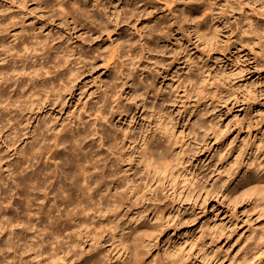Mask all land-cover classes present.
Wrapping results in <instances>:
<instances>
[{"label":"rangeland","instance_id":"rangeland-1","mask_svg":"<svg viewBox=\"0 0 264 264\" xmlns=\"http://www.w3.org/2000/svg\"><path fill=\"white\" fill-rule=\"evenodd\" d=\"M20 1L0 0V13L1 11L13 12L16 18L18 17L20 26L38 24V21L45 18L44 12L37 10L39 6L36 9L38 0H29L28 4L23 7L20 6ZM61 1H46L51 7V20H49V25L46 24L41 29L43 37L40 39L48 37L52 46L56 47L54 51L51 50L53 52L51 58L54 60L52 62L50 58L52 63H50L52 73L50 75L53 76V73L58 75L53 76L52 81L53 84L54 80L55 84L58 81L59 83L54 84L55 86L51 84V87L60 88L63 96L61 98L64 99L62 102L65 101V103L50 107V111L47 113L45 110L41 111L39 116L30 122L26 120V116L22 117L24 111L22 109L16 111V108L10 116L13 120L16 118L15 120L18 122L14 120L13 124H6L4 122L7 118H0V124L4 123L5 128L3 131L0 130V205L2 204L1 200H4L3 204L12 203L4 205V208L7 207L6 209H3V204L0 206V264H5V260L8 261L13 257L18 259L20 256L26 258L28 256L29 261L34 256H38L37 259H47L51 256L58 258L69 255L86 260L96 254L99 257H104L107 264H118V254L121 252V248L133 255L140 264H162V261L169 262L165 255L166 252L174 251L176 247L183 248L184 253L191 255L192 260L188 264H245V254L248 258L252 257L246 264H264V238L262 241L259 240L260 243L257 242L259 246L252 244L253 228L260 230L261 233L264 231L261 230L264 225V51L258 50L257 40H254L251 35L249 39L247 34L239 32L235 25V22L239 20L238 16L226 15L225 24L219 25L221 27L218 41L219 53H217L219 60L215 63L213 54L209 52L212 45L207 38L211 34L210 28L225 21L221 17V11L225 7L222 0H219L220 3L217 6H214L211 0H201L205 7H202L198 14L192 17L189 15V22L183 14V9L185 10L186 3L194 0H174L175 2L173 0H127L129 6L126 0L125 2L124 0H103L105 6L108 5L105 12L103 11L104 14L98 2L100 0H81L80 2L79 0H65V2L63 0V4ZM56 2L64 6H62V10L56 5ZM72 2L75 4L72 6H75L76 10L71 6ZM250 5L251 8L254 7L252 12L254 20L257 22L259 20L261 25L264 24V10L260 8L259 3H250ZM54 6H57L56 9ZM80 7L82 8L79 9ZM131 7L139 8L140 13L137 14L138 17L126 19L122 12L124 9L129 11ZM86 9L88 10L86 11ZM66 10L70 12L67 13ZM74 11H77L78 14ZM112 11L116 13L112 14ZM58 12H61V18ZM117 12L121 17L118 27L114 24L116 15L118 17ZM147 12L150 14L145 15ZM66 13L69 16L66 17ZM70 13L73 14L72 17L74 16L75 20L77 19L76 22L70 18ZM100 13L103 17H100L102 16ZM139 15L143 16L139 17ZM108 16L110 19H107ZM98 18L103 22L110 20V23L114 24L110 25L109 23L111 32L99 30ZM81 20L88 22L83 23ZM127 21L129 22L127 23ZM78 22L79 24H77ZM203 22L206 23V29L201 27ZM196 23L200 28L198 34L204 36L205 41L200 40L195 34L192 25L196 27ZM71 24L75 27H72ZM82 24L85 25L81 26ZM87 27L88 30H85ZM153 28L157 32L148 35L147 30ZM118 38L121 39L117 40ZM125 38L126 40H124ZM127 40L129 41L125 43ZM155 42L157 43L155 44ZM119 46L121 49H118ZM216 46L217 41H215ZM71 55L72 57H68ZM56 60L66 61L67 68L57 66L58 61ZM51 66L54 68V72ZM57 68L61 70H56ZM70 68L76 69L73 70L74 72H70ZM125 74H128L132 80L127 77L129 84L123 86ZM71 80L75 81L71 82ZM71 86H73L72 97L70 96L71 92L67 93L68 87ZM141 90H145L144 95L148 105L145 108H136L134 106L136 100L133 98L137 99L140 93H143ZM58 91L56 90L55 97L60 95ZM134 91L138 92L137 96ZM102 105L104 109L102 108L103 112L101 113H106L105 118L107 119L106 121L104 119L97 121L99 124L105 121V124L101 125H104V128L95 125L97 129L103 130V137H107L105 138L108 140L101 138L104 141L99 139L102 132L100 130L98 136H95L96 139L91 138L94 137L91 133L93 128L91 126L97 122V114L99 115L96 110L100 109L99 106ZM110 106L115 107L111 108ZM117 106L119 107L118 111L115 110ZM8 108L13 110V107ZM106 109L109 111L108 116ZM16 113L17 115H15ZM161 113L165 115L162 116ZM95 116L96 118H93ZM166 116L167 121L171 119L174 124V135L171 139L162 137V141H160V138L155 139L152 132L159 123H164ZM40 118L41 120L38 122ZM87 121L91 126L85 123ZM47 122H50V125ZM76 122H79L77 125L80 128ZM68 124L69 126L71 124L73 128L78 127V129H73L74 131L70 132L66 129ZM5 125H8V129ZM46 125L47 128H45ZM54 128L55 130L59 128L56 133ZM47 129L51 131L48 132ZM62 129L65 136L68 133L66 137L77 136L76 140H79H77L79 144L77 145L78 142L74 140L75 137L72 138L76 141V144L74 142L72 144L74 145L73 149L83 145V149L87 148L85 153L89 152L90 154H87L90 155V158L94 156L91 161H95L99 156V159L95 161H101V163H95L98 164L99 169L91 171H101V174L97 172L98 176L103 175L101 178L105 181L103 188L101 187L100 197L89 200L85 195L92 193L91 188H94L96 184L83 183V170L75 168V166L72 168L70 164V168L76 173L71 172L75 175L82 172L79 175L81 176L80 181L83 185L91 186H89L90 188L87 186V191L90 192L80 195V192L75 189L71 190L78 196L75 195L76 193L73 194L75 197L72 195L71 202H67L70 206H66L67 203L65 206L63 205V208L68 206L70 208L63 211L61 205V211L57 212L54 207L60 203V198H56L58 202L54 200L55 198L50 200L53 206V200L54 203L56 202L50 210L48 208L50 202L47 201V198H44L46 202H43L44 193H41L43 200L40 199L43 203L40 200L39 203L37 202L38 204L36 203L38 199L35 194L33 195L35 198L32 196L34 198L32 201L30 192L35 193V191L32 188L33 182L30 180L33 177L31 175H34V169L38 166L48 169L50 164L58 167L66 162L65 160L71 153L67 147L69 144L65 140L67 138L64 137L65 139L63 138L61 141L66 143L63 144L60 141V145L55 139L59 131L58 136L64 135L61 134ZM41 130L42 132H40ZM11 132H14L16 137L20 136L18 137L20 139L15 141L14 135L11 138ZM17 132L18 135H16ZM43 132L45 135L48 132L47 135L50 138L42 135ZM80 132L84 142L80 140L82 138L79 135ZM37 133H41V135ZM109 134L110 136H108ZM4 136L9 139L8 142ZM43 136L46 139H43ZM36 137L40 140H36ZM52 137L54 142L51 141ZM143 139H147L146 143H148V147L150 146L148 152L151 153L149 157L151 165L148 168L154 176V180L151 183V190L142 191L138 196L149 193L151 196L154 194L157 196L156 203L160 206L157 220L153 219V213L151 214L147 207L150 200H143L139 197L138 202H134L130 193L132 181L136 182L138 188L141 187L144 158H139L138 154L143 147ZM1 140H5L7 143L1 142ZM43 140H46L49 147L51 146L50 154L45 153L50 148ZM98 142H103V144L99 143V145ZM42 143L44 146L40 145ZM33 145H36L35 149ZM56 145L59 147L57 148ZM108 145L114 149L111 146L113 150L109 149ZM37 146H43L44 150L47 148L43 157L45 160L47 158V161L50 160L49 162H45L42 156L39 159L35 155ZM55 147L57 152H60L59 154ZM159 147L162 149V154L158 153L160 150L157 148ZM52 148L58 154L55 157L57 160L51 157V153L54 152ZM83 152L84 150H81V153ZM66 153L68 154L66 155ZM43 161L45 166L42 165ZM48 163L50 164L48 165ZM25 164L27 167H24ZM29 164L32 165V169ZM161 164L162 169L166 171L155 172L154 167H159ZM51 166L49 167L51 168ZM55 167L54 169H56ZM49 169L46 170L49 174L55 171L51 168L53 170L51 172L52 170ZM21 170L23 173H20ZM245 170L247 172L249 170L251 173L248 172L247 175ZM244 173L247 177L244 176ZM18 175L20 178L23 176L24 180L20 179ZM18 178L22 182L18 181ZM26 178L27 180H25ZM157 178L160 179V182L155 181ZM68 179L64 180L66 181L64 185L70 190L72 178L69 179L71 182ZM23 184L26 188H23ZM27 187L33 191H27ZM17 190L27 195L22 194V196ZM188 194L189 196H187ZM118 195H120V201L116 202ZM80 196L82 197L80 198ZM4 197L7 198L6 201ZM26 197L28 198L26 199ZM24 199L29 201V204H25L27 201ZM94 201H100L99 206L93 210H85L87 205L89 207L95 203ZM146 201L147 203H145ZM73 203L77 204L74 206L75 208L82 205V209L79 206L77 209L71 208ZM113 203L119 206L117 205V207ZM40 204L47 207L43 206L42 209ZM133 204H135L134 207ZM47 209L49 211L52 209V213ZM79 210L85 212L81 213ZM39 211L42 212L38 213ZM67 211L72 214L73 211H76V214L74 213L73 217ZM78 211L81 214H78ZM138 211L142 215L140 220L145 216L151 219L150 223H161V226L136 230L130 237H124L126 238L125 246H121L119 244L120 234L127 232L130 225H136V229L140 226L139 221L133 222L137 218L135 214ZM61 212H66V215L65 213L61 215ZM53 213L60 215V218L57 216L54 221L57 214L54 216ZM36 216H42L41 224ZM47 217L51 219V222ZM72 218L76 220H71ZM34 222L36 226L38 223L36 230L33 228L35 227ZM52 222L56 224L51 225ZM173 225H175L174 229H172ZM216 231L219 236H215L213 242L206 239ZM204 241H206L207 250L202 252L199 248L200 243ZM252 245L256 251L253 250ZM250 249L254 251L250 252L254 256L249 253ZM58 263L61 264L60 261Z\"/></svg>","mask_w":264,"mask_h":264},{"label":"bare ground","instance_id":"bare-ground-1","mask_svg":"<svg viewBox=\"0 0 264 264\" xmlns=\"http://www.w3.org/2000/svg\"><path fill=\"white\" fill-rule=\"evenodd\" d=\"M47 1V0H46ZM46 1L45 0H38V3H37V6H36V9H37V7L39 8V9H37V10H39V11H42V12H44V17L45 18H42V20H40V21H38V24L36 23H34L33 25H24L23 24V26H20L19 24H21L20 22H19V19H18V17L16 18V15L13 13V12H11V11H1V13H0V118H2V117H4V118H7V120L5 119V121L6 122H4V123H12V121H14L16 118H14V120H13V118L10 116L11 115V113L12 112H14L15 110V108H16V111H18V110H23L24 111V115L22 116V115H19V116H22L23 118L26 116V120L27 121H31V120H33L35 117H38L39 115V113L41 112V111H46V113L48 112V111H50V107H52V106H54V105H60L61 103L63 104V103H65V101L64 102H62V100H64L63 98H61V96H62V93L60 92V88L58 87V89H59V91H58V89H56L58 92H60V95H58V97H55V93H56V90L53 88V87H51L52 85H54L55 84V80H54V84H53V76H55L54 75V73H53V76H51L50 75V73H51V71H50V61L52 60V49H53V51L55 50V48H54V46H52V44L50 43V41L47 39L48 37H44V39H40L41 37H43L42 35V33L43 32H40L41 31V29L46 25V24H48L49 25V20H51V16H50V6L46 3ZM58 1V0H57ZM61 1V0H60ZM76 1V0H75ZM81 0H79V2H80ZM169 1V0H168ZM171 1V0H170ZM174 1V0H173ZM176 1V0H175ZM174 1V2H175ZM223 2H224V4H225V7L222 9V11H221V17H223L224 18V20H225V17H226V15L227 16H230V17H233L234 15H236V16H238V21H236L235 22V25H237V28L239 29V32H241L242 34H247L248 36V38L250 39V35H251V37L254 39V40H257L256 41V43H258V50H260V51H264V24H262L261 25V23L259 22V20H258V22L257 21H255L254 20V17H253V15H252V12H253V10H254V7L253 8H251L250 6V3H254V4H257V3H259V5H260V8L262 9V10H264V0H222ZM28 2H29V0H21L20 2H19V4H20V6H25V4H28ZM62 3L61 4H63V0L61 1ZM64 2H65V0H64ZM100 4L99 5H101V11H102V13L104 14V10H105V8H106V6H108V5H106L105 6V3H103V0H100V1H98ZM124 2H125V0H124ZM126 2H127V0H126ZM130 2V1H129ZM136 2V1H135ZM211 2H212V4L214 5V6H217L218 5V3H220L219 2V0H211ZM128 3V2H127ZM126 3V4H127ZM141 3V2H140ZM35 4H36V2H35ZM60 3L58 4V2H56V5L62 10L63 8H62V6L63 5H61ZM74 3L72 2V4H71V6L73 5ZM77 4H78V2H77ZM81 4V3H80ZM112 4V3H111ZM65 5V4H64ZM70 5V4H69ZM75 5V4H74ZM85 5V4H84ZM128 6H129V3L127 4ZM57 6H54V8L55 7H57ZM77 6V5H76ZM79 6V5H78ZM87 6V5H86ZM64 7V6H63ZM72 7H74V9L76 8L75 6H72ZM71 7V8H72ZM202 7H205V4L201 1V0H194V1H192V2H190V3H186V6H185V10L183 9V14L185 15V18L187 19V21L189 22V20H190V16L192 17L193 15H195V14H198L199 13V11H200V9L202 8ZM66 8V7H65ZM68 9H69V7H67ZM78 8V7H77ZM82 7H80L79 9H81ZM98 8V7H97ZM56 9V8H55ZM58 9V8H57ZM73 10V9H72ZM76 10V9H75ZM83 10L85 11V9L83 8ZM88 9H86V11H87ZM115 10V9H114ZM121 10V9H120ZM119 10V11H120ZM128 10V9H127ZM138 10V11H137ZM59 11V10H58ZM67 11V13H69L68 12V10H66ZM77 11H78V9H77ZM77 11L75 12V13H77ZM81 11V10H80ZM104 11V12H103ZM143 11V10H142ZM4 12V13H3ZM61 12H65V11H61ZM61 12L59 13V16H60V14H61ZM72 12V11H71ZM115 12V11H114ZM113 11H112V14L114 13ZM66 13V17L67 16H69L68 14ZM74 13V14H75ZM88 13V12H87ZM116 13V12H115ZM123 14H125V18L126 19H130L131 17H138L137 16V14H139L140 12H139V8H136V7H131V8H129V11H126L125 9H124V11L122 12ZM78 14V13H77ZM85 14H86V12H85ZM101 14V13H100ZM100 14H98V15H100ZM109 14V13H108ZM117 14H118V12H117ZM129 14H131V15H129ZM143 14V13H142ZM146 14H150V12H147V13H145V15ZM188 14V15H187ZM62 15V14H61ZM70 15H71V13H70ZM73 15V14H72ZM72 15H71V17L70 18H72V19H74V16L72 17ZM81 15V14H80ZM88 15V14H87ZM90 15V14H89ZM102 15V14H101ZM129 15V16H128ZM190 15V16H189ZM91 16H92V14H91ZM95 16V15H94ZM105 16V15H104ZM113 16H115V15H113ZM141 16H143V15H139V17H141ZM212 16V15H211ZM63 17H65V16H63ZM76 17V16H75ZM77 17H79V16H77ZM93 17V16H92ZM100 17H103V15L102 16H100ZM60 18H61V16H60ZM109 18V16L107 17V19ZM115 18V17H114ZM63 19H65V20H67L66 18H63ZM99 19V18H98ZM105 19V18H104ZM103 19V20H104ZM110 19V18H109ZM126 19H123V20H126ZM75 20V19H74ZM78 20H80V19H78ZM87 20V19H86ZM114 20V19H113ZM146 20V19H145ZM68 21V20H67ZM71 21H73V20H71ZM77 21V19L74 21V22H76ZM82 21V20H81ZM88 21H89V19H88ZM88 21H85V22H88ZM92 21H94V20H92ZM95 21H96V19H95ZM98 21V20H97ZM105 21V20H104ZM120 21H121V17H120V14H118V17H117V15H116V22L114 23V24H116V27H118L119 25V23H120ZM130 21V20H129ZM129 21H127V23L129 22ZM133 21V20H132ZM22 22V21H21ZM62 22V21H61ZM83 22V21H82ZM85 22H83V23H85ZM91 22V21H90ZM100 24H99V30L100 31H102V32H104V31H108L109 29H110V25H112L111 23H110V20H108L107 22L105 21V22H103V21H101V19H99V21H98ZM113 22V21H112ZM133 22H135V21H133ZM225 22H226V20L225 21H222V22H220V23H222V24H220V23H218V25L216 24L215 26H213L212 28H210L209 30H210V32H211V34L210 35H208L209 37L207 38L208 40H209V43L212 45V47L210 48V53H212L213 54V56H214V60H215V63H217L218 62V60H219V58H218V55L219 54H217V53H219L218 51H219V47H218V45H219V36L221 35V30H220V28L221 27H219V25H223V24H225ZM25 23V22H24ZM66 23H68V22H66ZM72 23V22H71ZM109 23H110V25H109ZM122 23H123V21H122ZM77 24H79V22L77 23ZM81 24V23H80ZM90 24V23H89ZM89 24H86V25H89ZM92 24V23H91ZM98 24V23H97ZM113 24V25H114ZM19 25V26H18ZM72 25V24H71ZM85 25V24H84ZM83 24L81 25V26H84ZM93 26V25H92ZM97 26V25H96ZM72 27H75L74 25H72ZM79 27V26H78ZM89 27V26H88ZM88 27H87V29H85V30H88ZM149 27V26H148ZM153 27V26H152ZM152 27H150V28H152ZM192 27H193V29H194V31H195V34L197 35V37L200 39V40H203V41H205V38H204V36H202V35H199L198 33H199V31H200V28L198 27V25H197V23H196V27L194 26V25H192ZM197 27H198V29H197ZM201 27L202 28H204V29H206L207 28V26H206V23H204L203 22V24L201 25ZM37 28H39V29H37ZM93 28V27H92ZM114 28H115V26H114ZM84 29V28H83ZM154 29V28H153ZM147 30L148 31V35H151V34H154L155 32H157V30L156 29H154V30ZM113 30V29H112ZM91 31V30H90ZM110 31V30H109ZM113 31H115V30H113ZM112 31V32H113ZM83 32V31H82ZM98 32V31H97ZM111 32V31H110ZM90 33V32H89ZM93 33V32H92ZM101 33V32H100ZM106 33V32H105ZM108 33V32H107ZM90 35V34H89ZM99 35H101V34H99ZM119 35V34H118ZM92 36V35H91ZM98 36V35H97ZM96 36V37H97ZM121 38H118L117 40H120ZM124 40H126V38L124 39ZM124 40H122V41H124ZM129 40H127V41H125V43L126 42H128ZM215 41H217V46L215 47ZM145 43V42H144ZM157 42H155V44H156ZM123 44V43H122ZM154 44V43H153ZM154 44V45H155ZM120 45V44H119ZM124 45V44H123ZM122 46V45H121ZM129 46V45H128ZM146 46V45H145ZM155 47V46H154ZM157 47V46H156ZM118 49H121L120 48V46H119V48ZM118 49L116 50L117 52H118ZM124 50V49H123ZM122 50V51H123ZM115 51V52H116ZM129 51H131V50H129ZM58 52V51H57ZM114 52V51H113ZM116 52V53H117ZM119 52H121V51H119ZM221 53V52H220ZM73 54V53H72ZM58 57V56H57ZM56 57V58H57ZM68 57H72V55L71 56H68ZM50 58H51V60H50ZM54 58H55V54H54ZM62 59H63V56L61 57ZM65 59H67V57H64ZM70 59V58H69ZM68 59V60H69ZM54 60V59H53ZM53 60H52V62H53ZM56 61H58V60H56ZM55 61V62H56ZM68 62V61H67ZM64 63V64H63ZM69 63V62H68ZM52 64V63H51ZM55 65V64H54ZM54 65H52V66H54ZM65 65H67L66 64V61H64V60H60V61H58V65L57 66H62L63 68H67V66H65ZM70 65V64H69ZM51 66V67H52ZM56 66V65H55ZM72 66V65H71ZM164 67V66H163ZM53 68V67H52ZM63 68H62V70H63ZM74 68V67H73ZM108 68V67H107ZM106 68V69H107ZM59 68H57L56 70H58ZM76 69V68H75ZM75 69H71L70 68V72H72L73 70H75ZM109 69V68H108ZM53 70V72H54V68L52 69ZM59 70H61V69H59ZM67 70V69H66ZM67 70V71H68ZM137 71H140V70H137ZM69 72V73H70ZM74 72V71H73ZM52 74V73H51ZM59 74V73H58ZM64 74H65V71H64ZM71 74V73H70ZM127 75V76H126ZM56 76H58V75H56ZM55 76V77H56ZM124 78V82L122 83L123 84V86H126L127 84H129L128 83V78L127 77H129V79H131L130 78V76H128V74H125V76H123ZM58 78V77H57ZM75 78V77H74ZM73 78V79H74ZM56 79V78H55ZM69 79V78H68ZM132 80V79H131ZM57 81V80H56ZM74 82L75 80H71V82ZM62 82V81H61ZM58 83H59V81H58ZM57 83V84H58ZM52 84V85H51ZM57 84H55V85H57ZM54 85V86H55ZM60 85V84H59ZM74 86V85H73ZM73 86H71V87H68V92L67 93H70V96L72 95V88H73ZM132 86V85H131ZM62 87V86H61ZM132 89V88H131ZM55 90V91H54ZM63 91V90H62ZM129 91V90H128ZM139 91V90H138ZM143 93L141 94L140 93V95H139V97H137V99H134L133 97V100H136V102H135V104H134V106L136 107V108H138V107H146L147 105H148V103H147V98H146V96L144 95V91L145 90H141ZM140 91V92H141ZM57 92V93H58ZM133 92V91H132ZM135 92V94L136 93H138L137 91H134ZM146 92H147V90H146ZM146 92H145V94H146ZM149 92V91H148ZM64 93V92H63ZM66 93V94H67ZM59 94V93H58ZM65 94V93H64ZM130 94H132V93H130ZM68 95V94H67ZM133 95V94H132ZM148 95V94H147ZM57 96V95H56ZM136 96H137V94H136ZM136 96H135V98H136ZM63 97V96H62ZM67 97V96H66ZM72 97V96H71ZM131 98V99H132ZM140 102V103H139ZM154 105V104H153ZM152 105V106H153ZM106 106H108V105H106ZM106 106H105V108H106ZM133 106V107H134ZM8 107H13V110H9V108ZM99 107H101L99 110L97 109L96 110V112L98 113L99 112V115L97 114V118H96V116L95 117H93V118H96V121L98 120L99 121V119H100V121H101V119H104L105 121H106V119L107 118H105V116H106V113L104 114H102L101 112H103V111H101L102 110V108H103V105L102 106H99ZM111 108H113V107H115V106H110ZM155 107V106H154ZM108 108V107H107ZM117 109H115V110H119V107L117 106L116 107ZM52 109H54V108H52ZM104 109V108H103ZM107 110V109H106ZM106 110H104L105 112H106ZM23 111H22V113H23ZM94 111H95V109H94ZM108 111V110H107ZM111 111H113V109H111ZM20 112V111H19ZM95 112V113H96ZM21 113V112H20ZM111 113V112H110ZM119 113H121L120 111H119ZM29 114V115H28ZM108 114H109V111L107 112V116H108ZM116 114H118V113H116ZM162 114V116H163V114L164 113H161ZM15 115H17V113L15 114ZM165 115V114H164ZM13 116V115H12ZM29 116V117H28ZM17 117V116H16ZM90 117V116H89ZM88 117V118H89ZM83 118V117H82ZM166 120L164 121V123H162V124H160L159 123V125H158V127L156 128V129H154V132H152V134H153V136L155 137V139H159L160 141H162V137H165L166 139H171L172 137H173V135H174V124H173V122H172V120L170 119H168V121H167V116L166 117H164ZM17 119H19L18 117H17ZM85 119V118H84ZM84 119H83V121H84ZM91 119V118H90ZM108 119H109V117H108ZM159 119V118H158ZM161 119H162V117H161ZM1 120V119H0ZM20 120V119H19ZM22 120V119H21ZM35 120V119H34ZM41 120V118L40 119H38V122ZM89 120V119H88ZM93 120V119H92ZM3 121H4V119H3ZM16 122H18V120H15ZM22 121H25V120H22ZM79 121V120H78ZM82 120H81V122H83ZM91 121V120H90ZM95 122V123H93V125L91 126L89 123V121H87V122H85V123H88L91 127H93L92 128V131L90 130V127H89V132L91 131V133H93V136L94 137H91V138H95V136L100 132V131H102L101 133H100V135H99V139H101L102 137H103V135L102 134H104L103 133V130H100V128L99 129H97V126L98 125H102V124H105L104 122H103V120H102V124H99V122ZM2 122V121H1ZM15 122V123H16ZM21 122V121H20ZM4 123L3 124H0L1 125V127H0V130H2L3 131V129H5L4 128ZM48 123V122H47ZM71 123V122H70ZM79 123V122H78ZM77 122H76V125L78 124ZM84 123V122H83ZM83 123H81V124H83ZM13 124V123H12ZM49 125H50V122L48 123ZM47 124V125H48ZM75 124V123H74ZM81 124H79V125H81ZM87 124V125H88ZM97 126H96V125ZM9 125V124H8ZM7 125V126H8ZM47 125H46V127L45 128H47ZM48 125V126H49ZM52 125V124H51ZM84 125V124H83ZM6 126V125H5ZM7 126H6V128H7ZM14 126H15V124H14ZM53 126V125H52ZM78 126V125H77ZM85 126V125H84ZM96 126V127H95ZM99 126V127H100ZM104 126V125H103ZM103 126H101V128L103 129L104 127ZM9 127H10V125H9ZM11 127H13V126H11ZM55 127V126H54ZM64 127H66V126H64ZM79 127V126H78ZM78 127H74L73 128V126L71 127V124H70V126H69V124H68V126L66 127V129H68V131L70 130V132H73L74 130L73 129H75V130H77L78 129ZM86 127V126H85ZM14 128V127H13ZM49 128V127H48ZM80 128V127H79ZM88 128V127H87ZM8 129V128H7ZM50 129V128H49ZM49 129H47L48 130V132L49 131H51V130H49ZM52 129V128H51ZM57 129H59V128H56V130H55V128L53 129V130H55V133L57 132ZM64 129V128H63ZM62 129V132H61V134L63 133V130ZM83 129H85V128H83ZM82 129V130H83ZM107 129V128H106ZM10 130V129H9ZM13 130V129H12ZM86 130H88V129H86ZM100 130V131H99ZM14 131L16 132V130L14 129ZM79 131V130H78ZM81 131V130H80ZM84 131V130H83ZM106 132L108 131V129L107 130H105ZM104 131V132H105ZM40 132H42V130L40 131ZM48 132H46V135H47V133ZM60 132V131H59ZM58 132V133H59ZM105 132V135H107V133ZM12 133V132H11ZM14 133V132H13ZM11 134L10 135V137L12 138L13 137V135L14 134ZM50 133H52L53 134V132H50ZM49 133V134H50ZM54 133V134H55ZM58 133H57V138H55L56 139V141H57V143H59L58 145H60V143L62 142L61 140L64 138V137H66L67 136V134H66V136H65V133H63L62 135L63 136H58ZM83 133V132H82ZM205 133V132H204ZM1 134V133H0ZM7 134V133H6ZM10 133L8 132V135H9ZM37 134H39V133H37ZM60 134V133H59ZM70 134V133H69ZM81 134V132L79 133V135ZM87 135L89 134V133H86ZM16 135H18V132H17V134ZM39 135H41V133L39 134ZM42 135H44L45 137H49L50 138V136H46L45 134H44V132H43V134ZM51 135V134H50ZM71 135V134H70ZM85 135V134H84ZM158 135V136H157ZM205 135H206V133H205ZM6 136V135H5ZM4 136V137H5ZM44 136H43V139H46V138H44ZM53 136V135H52ZM81 136V135H80ZM86 136V135H85ZM84 136V138H86ZM92 136V135H91ZM98 136V135H97ZM108 136H110V134L108 135ZM9 137V136H8ZM9 137V138H10ZM14 137H16L15 135H14ZM18 137H20V136H17L16 137V140L15 141H17V139H20V138H18ZM54 137H55V135H54ZM75 137V138H74ZM74 137L71 135V136H68V137H66L67 139H65L66 140V142H67V144H69L67 147L69 148V152H71L69 155H68V158L65 160V161H63V162H65V163H63V165L62 164H60L58 167H57V165H56V167L54 166V165H52V166H54L56 169H54V167H52L51 166V164L50 163H48V165L49 166H51V168L52 169H54L55 171L53 172V170L48 166V169L51 171V172H53L51 175L48 173V171H46V170H48V169H45L46 167H43V168H41L40 166H38L36 169H34L35 171H34V175H31V176H33L32 178H33V180H32V178H31V176H29L28 174L30 173H28L27 174V176H29V178H31V180L30 181H32L33 182V189H34V191H35V193H32V192H30V190H32V189H30L29 190V187H27L28 188V190L27 191H29L30 193H31V198H32V196L35 194V196H37L36 198L38 199V201H36V203L38 202L39 203V200L41 199V200H43L44 198H47V201L48 202H50V200L52 201V199H54L56 202H58L57 200H56V198H60L59 200H60V203L58 204H56V206H55V203H54V200H53V204H54V206L53 205H51V202H50V204L49 203H47V204H49L50 205V207L48 206V208H49V210H50V208H51V206L52 207H54L55 209H56V211L57 212H60L61 211V209H60V206L62 205V210L63 211H66L68 208H70L69 206V202H71V200H72V195L73 194H75L74 193V191H72L71 192V190H74L75 189V191H77V192H80V195L81 194H86V192H90V191H87V188L90 186V185H83V183H85L86 182V184H89V183H94V184H96L95 185V187L94 188H91L92 189V193H88L87 194V196L85 195V197H88V199L89 200H95L94 198L95 197H97L98 198V196H99V194L101 195V187L102 186H104L103 184H104V179L103 178H101V176L103 177V175H101L100 177L98 176L99 174L98 173H100V172H98V170L96 171H91L92 169H99L98 167L99 166H97L95 163H98V162H95L97 159H99V156H98V158L95 160V161H91V160H93V157H92V152H91V157L92 158H90V155H88L87 153H89V152H87V153H85V150H87V148L86 147H84V149L82 148L83 147V145H82V139H83V136H81L80 138V140H82L81 142H80V144L82 145V147H80V145H79V148L75 145V147H77V148H75V149H73L74 147V145H72L73 144V142L75 143L77 140H76V137L77 136H75L74 135ZM79 137V136H78ZM88 138H89V136H87ZM106 136H104L103 138H105ZM41 138V137H40ZM72 138H74V140H76V141H74ZM91 138H90V140H91ZM107 138V137H106ZM104 139V140H108V139ZM109 138V137H108ZM8 139V138H7ZM6 139V137H5V140L8 142L9 141V139L7 140ZM37 139H39V138H37L36 137V140ZM53 137H52V139H51V141H53ZM96 139V138H95ZM5 140L4 141H2L1 140V142H5ZM14 140V139H13ZM40 140V139H39ZM47 140H48V138H47ZM85 140V139H84ZM87 140V139H86ZM93 140V139H92ZM98 140V139H97ZM96 140V141H97ZM103 139H101L100 141H102ZM103 140V141H104ZM146 140L147 139H143V141H142V143H143V147H142V149L139 151V154H138V156H139V158L140 157H142V158H144L143 159V165H144V167H143V170L141 171V174H142V178H141V187L140 188H138L137 187V184H136V182L135 181H132V188H130V193H131V196H132V198H133V200H134V202L135 201H137L138 202V198L139 197H141V198H143V200L144 199H147V201L148 200H150V202L152 201V203H150L149 202V204L147 205V207H148V209H149V211H150V213L152 214L153 213V219L154 220H157V218H158V213L160 212V206L156 203L157 201H158V199H157V196L154 194V196H151V193H149L150 194V196H149V194H145V195H139L138 196V194L139 193H141L142 191H149V190H151V183L153 182V180H154V176L151 174V172L149 171V168H148V166H150L151 165V161H149L150 160V155H151V153L150 152H148V150H149V148H150V146L148 147V143H146ZM42 141V140H41ZM46 141V140H45ZM44 140H43V142L44 143H46L47 144V142H45ZM55 141V140H54ZM53 141V142H54ZM59 141V142H58ZM61 141V142H60ZM64 141V140H63ZM79 141V140H78ZM77 141V142H78ZM93 141H95V140H93ZM109 141H111L110 139H109ZM7 142H5V143H7ZM10 142L12 143V139L10 140ZM65 142V143H66ZM69 142V143H68ZM84 142V141H83ZM92 142V141H91ZM4 143V144H5ZM10 143V144H11ZM36 143V142H35ZM41 143V142H40ZM49 143V142H48ZM51 143V142H50ZM56 143V142H55ZM55 143H54V145H55ZM56 143V144H57ZM63 143V142H62ZM65 143H63V144H65ZM100 142H98V144H99ZM107 143H110V142H107ZM45 144V145H46ZM66 144V145H67ZM76 144V143H75ZM79 144V142L77 143V145ZM91 144V143H90ZM100 144H103V142H101ZM99 144V145H100ZM105 145H106V143H104ZM111 144V143H110ZM113 144V143H112ZM6 145V144H5ZM8 145V144H7ZM12 145V144H11ZM39 145V144H38ZM40 145H43L44 146V144L42 143V144H40ZM49 144H47V147L48 148H50L49 146H48ZM53 145V144H52ZM58 145H56L57 146V148L59 147ZM62 145V144H61ZM65 145V146H66ZM89 145V144H88ZM87 145V146H88ZM34 146V145H33ZM36 146V145H35ZM35 146H34V149H35ZM42 146V147H43ZM90 146V145H89ZM92 146H93V144H92ZM104 146V145H103ZM109 146V145H108ZM111 146V145H110ZM109 146V147H110ZM38 147V146H37ZM36 147V151H37V154H35L39 159H40V157L42 156V158L44 159V157H43V154H44V151L47 149L46 147V149L44 150L41 146H39L38 148ZM112 147V146H111ZM109 148V149H114V147H112V148ZM56 148V147H55ZM57 148H56V152L58 151L57 150ZM64 148V147H63ZM86 148V149H85ZM91 148H93V147H91ZM34 149H32V150H34ZM53 150H54V148H52ZM76 149L78 150V152L76 153ZM88 149H90V148H88ZM112 149V150H113ZM160 150L158 153H161L162 154V149L159 147V148H157V150ZM81 150L83 151L84 150V152L83 153H81ZM91 150V149H90ZM89 150V151H90ZM106 150V149H105ZM75 151V152H74ZM92 151V150H91ZM33 152V151H32ZM49 152H51V148L50 149H47V152L45 151V153L47 154V153H49ZM55 152V150H54V152H52L51 153V157H54V159H55V157L60 153H56ZM93 152H95L94 151V149H93ZM34 153H35V151H34ZM61 153H63V152H61ZM96 153H98L97 151H96ZM50 154V153H49ZM68 153H66V155H67ZM90 154V153H89ZM32 155H33V153H32ZM65 155V156H66ZM97 155V154H96ZM45 156V155H44ZM47 156V155H46ZM61 156V155H60ZM35 157V156H34ZM50 157V158H51ZM67 157V156H66ZM33 159H35V158H33ZM37 159V158H36ZM39 159H37V160H39ZM42 159V160H43ZM53 159V160H54ZM59 159V158H58ZM41 160V161H42ZM45 160V159H44ZM55 160H57V159H55ZM63 160V159H62ZM41 161H38V162H41ZM50 161V160H49ZM49 161H47V158H46V160H45V162H49ZM52 161V160H51ZM33 162V161H32ZM34 162H36L35 160H34ZM38 162H37V164H38ZM57 162V161H56ZM55 162V163H56ZM61 162V161H60ZM92 162V163H91ZM94 162V163H93ZM43 164L42 165H44V161L42 162ZM53 163V162H52ZM99 163H101V161L99 162ZM33 164V163H32ZM46 164V166H47V163H45ZM58 164H59V162H58ZM70 164L72 165V168H74V166H75V168H79L80 170H83V179L82 180H84V182L83 183H81L82 181H80V179H81V176H79V175H75L74 173H76V172H74L75 170H73V169H71L70 168ZM30 165V164H29ZM41 165V164H40ZM41 165V166H42ZM69 165V166H68ZM92 165V166H91ZM96 165V166H95ZM26 166V164L24 165V167ZM31 166L32 165H30L29 167L31 168ZM35 166V165H34ZM33 166V167H34ZM37 166V165H36ZM45 166V165H44ZM27 167V166H26ZM97 167V168H96ZM35 168V167H34ZM249 168V167H248ZM248 168H246V169H248ZM25 169V168H24ZM32 169V168H31ZM79 169H78V171H79ZM100 169H101V167H100ZM26 170H27V168H26ZM25 170V171H26ZM154 170H155V172H158V173H162V172H165L166 170L165 169H162V164L159 166V167H154ZM24 171V170H23ZM24 171V172H25ZM30 171V170H29ZM71 171H73V172H71ZM22 172V170L20 171V173ZM33 172V171H32ZM31 172V173H32ZM98 172V173H97ZM244 172H246V174L248 175V172H250L249 170H248V172H247V170H245ZM23 173V172H22ZM30 173V174H31ZM71 173H73V174H71ZM251 173V172H250ZM101 174V173H100ZM245 173H244V176L245 177H247V175H246ZM24 175H26V174H24ZM16 177V176H15ZM18 177L20 178V175H18ZM18 178V179H19ZM23 178V176L20 178V179H22ZM25 178V177H24ZM51 178H52V180H51ZM70 179V178H72L71 180H72V183H70V184H72L71 185V188H70V190L69 189H67L68 187H66V185H64V182H66V181H64V180H66V179ZM18 179H15V180H18ZM20 179L18 180V181H20ZM68 179V180H69ZM74 179V180H73ZM103 181H102V180ZM22 180H24V179H22ZM25 180H27V178L25 179ZM51 180V181H50ZM71 180H69V182H71ZM155 181H157V182H160V179H156ZM20 182H22V181H20ZM28 182V181H27ZM32 182H30V183H32ZM109 182V181H108ZM156 182V183H157ZM16 183H18V182H16ZM107 183V182H106ZM106 183H105V185H106ZM24 184H25V182H24ZM23 184V185H24ZM16 185V184H15ZM19 185V184H18ZM18 185H16V186H18ZM22 185V186H23ZM26 185V184H25ZM25 185L23 186V188L25 187ZM15 186V188H18V187H16ZM20 186H21V184H20ZM29 186V185H28ZM70 187V186H69ZM91 187V186H90ZM89 187V188H90ZM92 187H93V185H92ZM26 188V187H25ZM31 188V187H30ZM103 188V187H102ZM20 189V188H19ZM21 190V189H20ZM17 191H19V190H17ZM23 191V190H22ZM33 191V190H32ZM20 192V195H24V192L22 193L21 191H19ZM16 193V192H15ZM18 193V192H17ZM28 193V192H27ZM29 193V194H30ZM41 193H44V196L45 197H43V199H42V196H43V194H41ZM209 193V192H208ZM102 194H103V192H102ZM118 194V193H117ZM18 195H19V193H18ZM22 195V196H23ZM25 195H27V194H25ZM24 195V196H25ZM51 195H52V197H51ZM61 197H60V196ZM75 195H77L78 196V194L76 193ZM3 196V195H2ZM22 196H20V197H22ZM30 196V195H29ZM51 198H50V197ZM58 196V197H57ZM74 196V195H73ZM77 196H76V198H77ZM149 196V197H148ZM187 196H189V194L187 195ZM207 196V195H206ZM12 197V196H11ZM19 197V198H20ZM34 197V196H33ZM75 197V196H74ZM74 197H73V199H74ZM82 196H80V198H81ZM84 197V196H83ZM100 197V196H99ZM119 197H120V195H118L117 196V201L116 202H118V201H120L119 200ZM2 198V197H1ZM24 198V197H23ZM28 197H26V199H27ZM30 198V197H29ZM35 198V197H34ZM34 198H32V201H33V199ZM3 199V198H2ZM4 199H5V201H6V199L7 198H5L4 197ZM12 199V198H11ZM11 199H9L10 201H11ZM21 199V198H20ZM26 199H24V201L26 200ZM77 199H79V197L77 198ZM101 199V198H100ZM8 200V201H9ZM30 200V199H29ZM40 200V201H41ZM74 200H76V199H74ZM85 200V199H84ZM87 200V199H86ZM4 201V200H3ZM3 201L1 200V202H2V204H3ZM17 201V200H16ZM16 201H13V202H16ZM19 201V200H18ZM27 201V200H26ZM83 201V200H82ZM88 201V200H87ZM86 201V202H87ZM147 201L145 202V203H147ZM20 202V201H19ZM29 201H27V202H25V204H27ZM43 202H46L45 201V199L43 200ZM42 201H41V203H43ZM68 202V203H67ZM74 203H76V201H73ZM79 202H81V200H79ZM84 202V201H83ZM82 202V203H83ZM89 202V201H88ZM95 202V201H94ZM136 202V203H137ZM144 202V201H143ZM9 203V202H8ZM7 203V204H8ZM11 203V202H10ZM9 203V204H10ZM34 203V202H33ZM37 203V204H38ZM67 203V204H66ZM73 203V204H74ZM78 203V202H77ZM100 203V201L99 202H95V203H92L89 207H88V205H87V207L85 208V210L87 209V210H90V209H96L97 208V206H99L98 204ZM114 203H115V201H114ZM113 203V204H114ZM135 203V204H136ZM1 204V205H2ZM7 204H3V209H6V208H4L5 206L4 205H7ZM12 204V203H11ZM29 204V203H28ZM46 204V205H47ZM65 204H66V206L67 205H69L67 208H63L64 206H65ZM87 204V203H86ZM135 204H133V207H134V205ZM0 205V206H1ZM64 205V206H63ZM72 205V204H71ZM77 204H74L73 206H71V208L72 207H74V206H76ZM81 205V204H80ZM85 205V204H84ZM114 205H116V204H114ZM118 205V204H117ZM116 205V206H117ZM39 206V205H38ZM40 206H41V204H40ZM43 206H45V205H43ZM43 206H41V208L43 207ZM79 206V205H78ZM78 206L75 208V209H77L78 208ZM82 206V205H81ZM81 206H79L81 209H82V207ZM119 206V205H118ZM117 206V207H118ZM132 206V205H131ZM9 207H10V205H9ZM23 207V206H22ZM45 207H47V206H45ZM37 208H39V207H37ZM73 208V209H74ZM129 208V207H128ZM40 209V208H39ZM43 209V208H42ZM45 209V208H44ZM74 209V210H75ZM130 209V208H129ZM147 209V208H146ZM148 209H147V211H148ZM48 210V209H47ZM47 210H46V212H47ZM48 210V211H49ZM51 211H52V209H51ZM51 211H49V212H51ZM53 211H54V209H53ZM69 211H71L72 212V210H69ZM77 211V210H76ZM75 211V212H76ZM79 211H81V210H79ZM78 211V214H81V213H83V211H81V213ZM42 211H39L38 213H41ZM44 212H45V210H44ZM49 212H47L48 214H49ZM74 211H73V214L75 213ZM85 212V211H84ZM133 212V211H132ZM52 213V212H51ZM62 214L61 215H63L64 213H65V215H66V212H61ZM67 213H70V212H68L67 211ZM54 214V213H53ZM57 213H55L54 214V216L56 215ZM70 214H72V213H70ZM69 214V215H70ZM72 214V215H73ZM76 214V213H75ZM41 215H43V214H41ZM44 215H45V213H44ZM64 215V216H65ZM68 215V216H69ZM136 216H137V218H135L134 219V221L133 222H135V221H139V225L140 226H138L137 227V229H136V225L135 226H133V225H130L129 227H128V231L127 232H123V233H121L120 234V238H119V244L121 245V246H125L124 245V243H125V239L126 238H124V237H130L136 230H143V229H152V228H156L157 226H161V223H150V220L151 219H148L147 217H145L144 216V218L142 219V220H140L141 218H142V215H141V213L138 211V212H136V214H135ZM46 216V215H45ZM45 216H43V217H45ZM48 216V215H47ZM51 216H53V215H51ZM57 216H58V214L55 216V220L54 221H56V218H57ZM60 216V215H59ZM58 216V217H59ZM75 215H73V217H74ZM36 217H38V216H36ZM41 217L42 216H39L38 217V222L41 224ZM47 218H49V217H47ZM52 218V217H51ZM60 218V217H59ZM50 219V218H49ZM48 219V220H49ZM71 220H76V219H74V218H72ZM44 222V221H43ZM49 222H51V219H50V221ZM73 222V221H72ZM74 222H76V221H74ZM55 223V222H54ZM53 222L51 223V225L52 224H54ZM34 224H35V222H34ZM33 224V225H34ZM50 224V223H49ZM56 224V223H55ZM32 225V226H33ZM38 227V223H37V226H36V224H35V227H33L34 229L35 228H37ZM175 228V225H173V227H172V229H174ZM263 228H264V225H263ZM261 229V230H264V229ZM36 230V229H35ZM252 232L254 233V235L252 236L253 238V240H252V244H254V245H256L257 244V242L258 243H260L259 242V240H261L262 241V239L264 238V231H262V233H261V231L259 230H254V228H253V230H252ZM218 233H220V232H218ZM221 234V233H220ZM215 236H219V235H217V231L215 232V233H213V234H210L209 235V237L208 238H206V239H209L210 241H212L213 242V240L215 239ZM206 243V241H204V242H202V243H200V251H202L203 252V250L204 251H206L207 250V247H206V245L207 244H205ZM258 246H259V244H257ZM192 246V245H191ZM191 246H190V249H191ZM210 247V246H209ZM257 247V246H256ZM252 248H253V250H255L254 249V247H253V245H252ZM212 249V248H211ZM253 250H251L250 249V251H249V253L251 252V251H253ZM199 251V252H200ZM256 251V250H255ZM254 252V251H253ZM246 253H247V251H246ZM250 254H252L253 255V253H250ZM166 258L169 260V262L168 263H165V262H163L162 261V264H188V262H190L191 260H192V258H191V255L190 254H187L186 252L184 253L183 252V248H175V250L174 251H171V252H166ZM204 255H205V252H204ZM207 256V255H206ZM254 256V255H253ZM13 257V256H12ZM22 256H20V258H18L17 259V257H13V258H10L8 261L7 260H5L6 261V263L5 264H59L58 262L60 261L61 262V264H107L106 263V259L104 258V257H99L97 254L95 255V256H91V257H89L88 259H86V260H82V259H80V258H76V257H74V256H72V255H69V256H67V257H53V256H51V257H48L47 259H37V257L38 256H34L32 259H31V261H29L30 259L28 258V256H27V258L26 257H22ZM251 257V256H250ZM250 257L248 258V257H246V254H245V258H244V261H245V264L248 262V261H250V260H248V259H250ZM252 258V257H251ZM7 259V258H6ZM261 260V259H260ZM138 261L137 260H135L134 259V257H133V255H130L126 250H124V248H121V252H119V254H118V264H140L139 262L137 263ZM193 263V262H192ZM249 263V262H248ZM3 264V263H2ZM260 264V263H259Z\"/></svg>","mask_w":264,"mask_h":264}]
</instances>
